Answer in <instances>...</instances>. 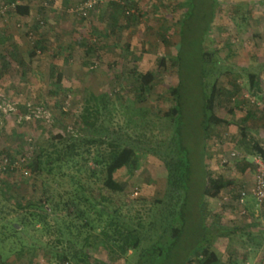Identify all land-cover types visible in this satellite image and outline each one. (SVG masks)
<instances>
[{
    "label": "rangeland",
    "instance_id": "1",
    "mask_svg": "<svg viewBox=\"0 0 264 264\" xmlns=\"http://www.w3.org/2000/svg\"><path fill=\"white\" fill-rule=\"evenodd\" d=\"M9 1L0 0V151L11 152L14 162L0 159V232L3 234L5 223L37 211L29 208L28 203L42 198L43 182L31 172L29 164L40 152V145L58 134L79 132L76 126L81 124L87 100L94 107V97L104 92L121 103L130 98L136 100L137 107L148 108L147 118L153 122L172 108L170 88L178 83L177 71L169 66V61L166 68L160 67L159 59L176 55L181 28L178 25L182 24L185 11L180 5L183 0H121L126 10L124 15L121 10L107 7L104 3L107 0H101V6L87 20H81L76 9L89 0H15L11 6ZM209 1L188 2L187 8L192 7L193 14L186 21L187 35L177 50L184 70L188 74L197 72L199 51L210 48L221 59L222 68L216 73L221 74L220 88L232 91L236 83L241 88L240 94L248 96L251 93L248 75L261 67L262 56L258 58V55L264 47V0H218L215 4ZM24 5L31 8L29 17L15 16L9 11L10 7ZM111 14L118 22L111 19ZM163 34L168 46L162 41ZM38 41L41 48H36ZM89 46L93 52L87 55ZM255 58L257 65L252 61ZM20 61L23 65L18 64ZM134 69L139 74L153 70L156 75L152 89L141 101H137L133 89ZM185 87L194 91V81L186 80ZM222 95L217 114L238 123L245 112L237 110L231 115L229 109L238 102L228 94ZM192 103L190 125L184 124L183 130L195 132L201 128L196 123L200 111L196 106L199 102ZM258 103L264 109V98ZM115 121L126 126L119 111ZM242 131L238 125L214 129L206 162L214 176L235 179L246 158L251 160L246 145L241 144ZM190 147L199 155L196 143ZM143 151L138 152L140 167L133 175L126 169L116 173L118 180L127 183L124 200L135 201L122 209L134 222L138 217L146 222L156 219L154 212H150L152 203L162 199L166 192L163 163ZM232 153L238 157L232 158ZM47 185L52 190L61 189L50 181ZM237 192L232 198L224 196L207 201L208 210L212 216H219L220 224L241 234L217 239L214 248L221 264H264V203L247 211L234 199ZM249 201L250 197L244 205ZM14 224L21 229L20 223L14 221ZM249 228L250 232L253 229L251 235ZM1 234L0 264H56L41 244L31 249V241L26 237L24 247L17 237L6 238ZM54 238V235L42 237L44 242ZM90 252L107 261L104 249ZM129 255L131 262L137 259V254L130 251Z\"/></svg>",
    "mask_w": 264,
    "mask_h": 264
},
{
    "label": "trees",
    "instance_id": "2",
    "mask_svg": "<svg viewBox=\"0 0 264 264\" xmlns=\"http://www.w3.org/2000/svg\"><path fill=\"white\" fill-rule=\"evenodd\" d=\"M189 1L198 0H183L180 3L185 11L182 24L178 25L181 28L178 29L180 42L175 46L176 55L159 59L160 67L166 68L170 64L177 71L178 83L170 88L172 108L153 122L147 118L150 113L148 108L137 107L136 100L113 101L107 92L94 97V107L87 100L81 124L76 126L78 133L58 134L52 141L40 145V152L29 167L43 182V196L35 203H28V207H34L36 212L18 216L2 226L6 238L17 237L18 243L25 247L23 238L26 237L31 241V249L41 244L44 252L55 258L56 264H221L214 248L216 241L236 233L220 224L218 215L212 216L207 201L220 197L234 186V181L211 173L206 163L208 142L216 127L238 125L244 130L241 144L246 145L248 155L264 161L262 147L247 139L249 132L246 126L249 119L256 118V112L263 113L264 118V109L258 103L260 97L254 73L248 75L251 92L248 96L240 94L241 88L236 83L232 91L220 88L221 74L216 73L222 68L221 59L210 48L199 51L200 68L197 72H185L177 50L187 35L186 21L193 14L190 12L192 7L187 8ZM14 2L10 0L9 5ZM209 2L215 4L218 0ZM104 3L126 15L121 0ZM100 6L98 3L86 16L77 14L81 20H87ZM9 11L15 16L29 17L31 8L29 5L16 6L10 7ZM110 16L118 22L113 14ZM1 41L4 43V39ZM162 41L164 45H169L165 34ZM39 47L42 46L38 41L36 48ZM92 52L91 46L86 48L87 55ZM18 64L23 65V62ZM131 74L134 76L133 89L137 93V101H141L152 89L155 72L150 70L139 74L134 69ZM186 80L194 81V91L185 87ZM222 93L238 102L229 109L231 115L237 110L247 112L238 123L217 114ZM252 96L258 99L254 103L251 102ZM193 101L199 102L196 106L200 115L196 116V123L201 128L195 132L184 131L183 126L189 124L192 115ZM118 111L124 118L125 127L115 121ZM194 143L199 155L191 151L190 146ZM139 150L157 157L166 170V192L162 199L153 201L150 212H154L152 215L156 219L152 218L149 222L141 217L134 222L132 216L123 214V207L135 201L127 203L124 200L127 183L116 178V173L122 169L132 175L139 169ZM0 159L10 164L14 162L9 151H0ZM8 169L5 168L6 171ZM49 181L61 189H49ZM237 195L235 200L240 199V193ZM14 221L21 224V229ZM36 234L41 236L35 237ZM50 235L56 238L44 242L42 237ZM100 249L107 253V261L94 257L90 252ZM130 251L137 254L133 262L129 260Z\"/></svg>",
    "mask_w": 264,
    "mask_h": 264
},
{
    "label": "crops",
    "instance_id": "3",
    "mask_svg": "<svg viewBox=\"0 0 264 264\" xmlns=\"http://www.w3.org/2000/svg\"><path fill=\"white\" fill-rule=\"evenodd\" d=\"M260 51L262 52V54L260 56L258 54L257 55H258V58L262 56V59L261 58L259 59L260 63H261V67H260V69H258L257 72H252V73L257 75L256 80H255V82L257 83V89L259 90V91H257V93L259 95L258 97H260V99L261 98L263 99L264 96H262V95H263V91H264L263 90V88H264V47ZM252 61L254 64H256L257 59L255 58ZM250 98H252L251 102H253V103L258 100L254 96H252ZM246 114H247V112L245 113L244 118L246 117ZM256 114H257L256 118L255 119L253 118L254 120L249 119L246 122V126H248V132H249L248 138H249L250 142H252V144L257 143L264 150V118H263V113L260 114V113L256 112ZM241 118H242V116H241ZM229 121H231V120H229ZM234 122H236V121H234ZM249 158H251V160H248L246 162V164H244L241 167V169H240L241 171L236 175L235 179L234 178L230 179V180L234 181V186H232V188L228 189L227 191L223 192L220 195V197L225 196V198H227V197L232 198L233 193L234 192L236 193L237 189H240L237 192V194H239L243 189H251L253 187V185L255 183L256 172H257L256 171V165H255L254 160H253L255 158V156L249 155ZM249 197H250V201L247 205H245V208H247L246 209L247 211H251L255 207L257 208V207L261 206V205L257 204V202L254 200L253 196H249ZM252 231H253V229L251 230V232ZM234 232L236 234H240L239 231L234 230ZM251 232H250V228H249V234L248 235H251ZM244 258L245 257H241L242 260H244ZM245 259H247V258H245ZM247 263H248V261H247Z\"/></svg>",
    "mask_w": 264,
    "mask_h": 264
},
{
    "label": "built area",
    "instance_id": "4",
    "mask_svg": "<svg viewBox=\"0 0 264 264\" xmlns=\"http://www.w3.org/2000/svg\"><path fill=\"white\" fill-rule=\"evenodd\" d=\"M101 0H89L87 3L76 9L77 13L86 16L87 13L94 8ZM232 158H237V153L231 154ZM254 163L256 165V178L255 183L251 189H243L240 192V199L238 200V205L243 208L245 201L249 196H253L257 204L262 205L264 203V161L259 158H254Z\"/></svg>",
    "mask_w": 264,
    "mask_h": 264
}]
</instances>
